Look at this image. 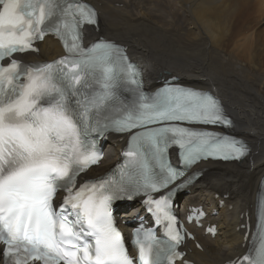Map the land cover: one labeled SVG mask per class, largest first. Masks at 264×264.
Wrapping results in <instances>:
<instances>
[{"label": "snow or ice", "instance_id": "obj_1", "mask_svg": "<svg viewBox=\"0 0 264 264\" xmlns=\"http://www.w3.org/2000/svg\"><path fill=\"white\" fill-rule=\"evenodd\" d=\"M95 10L82 0H0V62L33 50L48 33L63 43L66 55L51 63L0 64V243L5 264H135L113 223L110 202L141 190L145 195L176 180L164 153L178 145L188 163L201 157L239 159L245 145L233 137L195 131L169 122L229 126L210 94L165 87L153 96L142 90L139 71L116 46L99 41L85 48L81 28L96 24ZM127 91L130 95H125ZM160 125L159 127H149ZM142 129L128 152L138 158V173H121L119 182L101 179L78 190L77 177L98 156L91 132ZM159 162L149 168L145 153ZM67 193L59 209L58 191ZM148 203L169 221L165 198ZM151 210V209H150ZM264 217V203L260 205ZM264 232V224L260 225ZM253 251L233 264H264V235ZM151 233L137 234L139 264H161ZM175 244L170 255H178Z\"/></svg>", "mask_w": 264, "mask_h": 264}, {"label": "bare ground", "instance_id": "obj_2", "mask_svg": "<svg viewBox=\"0 0 264 264\" xmlns=\"http://www.w3.org/2000/svg\"><path fill=\"white\" fill-rule=\"evenodd\" d=\"M85 1L100 13L98 29L87 31L88 44L103 38L127 46L143 66L148 90L174 78L177 84L221 100L231 118L226 133L245 144L248 154L241 162L209 161L195 166L194 171L204 176L189 188L183 206L217 207L221 202L226 206L218 217L210 218L218 225L219 235L212 239L197 231L203 251L189 244L186 259L194 264H224L243 255L247 248L242 247L245 231H238L244 224L241 218L252 215L255 224L264 191V34L256 28L262 20L264 25V0ZM40 50L38 56L27 58L43 62L64 55L51 39ZM126 144L127 138H112L109 145L115 155L110 151L90 176L109 170ZM139 211L137 205L124 215L131 219Z\"/></svg>", "mask_w": 264, "mask_h": 264}, {"label": "rangeland", "instance_id": "obj_3", "mask_svg": "<svg viewBox=\"0 0 264 264\" xmlns=\"http://www.w3.org/2000/svg\"><path fill=\"white\" fill-rule=\"evenodd\" d=\"M258 19V16H254V21H256L255 23H258L257 21ZM253 26H255V24H252ZM256 28L259 30V32H261L262 34H264V25H263V20L260 21L258 24H256ZM239 28H236V30L234 29L233 32H232V37H235L236 34H237V31H238ZM263 30V31H262ZM176 71H179L177 69H175ZM111 151V148L108 147V152Z\"/></svg>", "mask_w": 264, "mask_h": 264}]
</instances>
